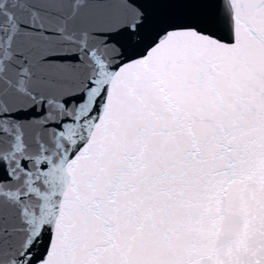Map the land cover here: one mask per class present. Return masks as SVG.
<instances>
[{
	"label": "snow or ice",
	"instance_id": "6c2138e0",
	"mask_svg": "<svg viewBox=\"0 0 264 264\" xmlns=\"http://www.w3.org/2000/svg\"><path fill=\"white\" fill-rule=\"evenodd\" d=\"M0 264H264V0H0Z\"/></svg>",
	"mask_w": 264,
	"mask_h": 264
}]
</instances>
